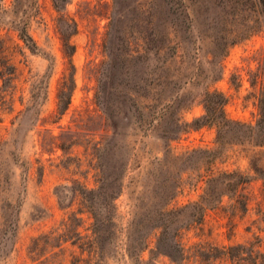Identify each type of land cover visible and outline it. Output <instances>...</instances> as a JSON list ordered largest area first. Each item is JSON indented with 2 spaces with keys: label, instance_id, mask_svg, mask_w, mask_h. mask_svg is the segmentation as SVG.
Instances as JSON below:
<instances>
[{
  "label": "rangeland",
  "instance_id": "obj_1",
  "mask_svg": "<svg viewBox=\"0 0 264 264\" xmlns=\"http://www.w3.org/2000/svg\"><path fill=\"white\" fill-rule=\"evenodd\" d=\"M234 7L0 0V264H84L87 253L59 236L85 241L90 211L114 233L111 242L101 234L91 264H175L159 247V225L165 246H184L183 264H232L212 257L229 246L264 252V145H255L264 29L236 40L245 25ZM72 21L67 57L61 34ZM23 24L30 49L18 39ZM11 64L16 72L6 75ZM70 78V107L59 119L58 90ZM206 92L225 97L235 123L218 143L215 127L195 124ZM237 174L250 182L233 195L227 183ZM240 193L250 200L245 212ZM203 197L211 206L201 212ZM141 236L135 263L125 249Z\"/></svg>",
  "mask_w": 264,
  "mask_h": 264
},
{
  "label": "trees",
  "instance_id": "obj_2",
  "mask_svg": "<svg viewBox=\"0 0 264 264\" xmlns=\"http://www.w3.org/2000/svg\"><path fill=\"white\" fill-rule=\"evenodd\" d=\"M234 4L236 7L233 8V11L236 12L237 16L240 17L241 21L244 22V29L241 32L236 34V40H244L261 29H264V0H234ZM248 20V23L245 22ZM243 25V23H242ZM67 30L61 34V43L63 46V53L67 57H71L74 53V46L71 44L70 40L73 35L77 33V26L72 21L70 25L67 26ZM16 31L18 33V39L21 40L24 45L30 49L35 47L31 37L28 35L26 24L23 26L17 27ZM11 60V59H10ZM7 73L6 75H14L16 72L15 65L11 64L6 66ZM2 77H4L2 75ZM73 78H70L69 83H63L60 86L57 94V114L59 119L68 111L71 103V95L74 90V83ZM204 109H205V116L202 118L201 121H196V127L198 126L199 122L201 125H209L213 126L217 130V143L219 142L222 135L227 133L231 130V125L235 124L227 119L224 113V106L226 104L225 97L218 92L204 94L203 98ZM258 110H259V119L257 121V131L260 132L259 136L260 140H257L256 146L264 145V87L260 90V94L258 97ZM258 174L262 180V193L264 197V169L259 170ZM227 177V176H226ZM237 178L233 181L227 183L228 189L232 190L233 195H236L238 190L243 187V185L248 184L250 181L243 177L242 175L236 176ZM214 178H210L207 180V193L209 191V185L214 182ZM121 188H119L120 190ZM109 196V194H107ZM110 197L113 198L112 194L110 193ZM237 198H239V203L241 204V209L243 212L247 211V207L249 205V197L245 194H237ZM205 204L200 207L201 212L205 211L206 207L211 206L210 200H206V198H201V203ZM92 216L94 219L93 228L91 230V235L86 237L85 241L84 238L80 236V234H76V236H71L70 238L65 237L64 235L59 236L62 237V243H66L67 241H71L73 246H76L82 253H87L88 257L84 260V264H91V259L100 256V246L99 242L102 233H105V237L103 239L108 240L111 242V237L113 236V232L111 230H102L100 226H98V216L95 212H92ZM154 229H162L159 237V247L164 254H166L173 263L175 264H183L185 260V252L184 246L178 240L175 241L174 246H165V241L167 240L165 235V227L163 225L154 226ZM174 236L180 238L177 231L174 233ZM142 237L141 241L136 242L135 246H127L126 252L127 255L134 260L135 263L139 262V253L143 251L146 246L147 237ZM73 239V240H72ZM111 244V243H110ZM36 250V248H35ZM213 258H225V260L230 261L232 264H264V252L260 250V245L254 246L253 244L250 247H246L244 245H237V246H229L223 247L220 251L219 256H212ZM140 261L138 264H141Z\"/></svg>",
  "mask_w": 264,
  "mask_h": 264
}]
</instances>
